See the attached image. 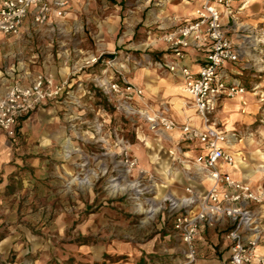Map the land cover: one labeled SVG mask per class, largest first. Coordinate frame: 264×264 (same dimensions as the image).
Segmentation results:
<instances>
[{
	"label": "rangeland",
	"instance_id": "374dc122",
	"mask_svg": "<svg viewBox=\"0 0 264 264\" xmlns=\"http://www.w3.org/2000/svg\"><path fill=\"white\" fill-rule=\"evenodd\" d=\"M68 2L65 26L53 35L56 45H48V21L26 39L23 57L0 62L6 77L0 91L11 81L4 71L20 62L32 74L59 64L66 68L59 78L70 84L67 100L35 108L6 144L10 157L0 171V240L9 236L6 242L13 245L0 244V264H195L187 262L162 202L182 196L183 187L193 182L194 165L184 161L181 145L165 144L140 114L126 113L98 86L100 79L124 78L141 87L144 79L136 81L141 72L168 74L159 67L156 46L161 32L178 19L167 8L172 0ZM238 6L234 19L225 22L229 35L246 49L231 65L247 89L246 106L240 104L241 116L233 124L243 139L240 158L251 172L264 168V0ZM142 14L151 17L150 25L133 22ZM118 16L119 30L112 25ZM97 55V63H85ZM235 103L223 99L219 105L225 111ZM150 104L142 96L137 107L171 116L167 106ZM223 117L216 119L226 123ZM129 183L133 189H120ZM151 208L157 211L150 216Z\"/></svg>",
	"mask_w": 264,
	"mask_h": 264
},
{
	"label": "built area",
	"instance_id": "2783aa9c",
	"mask_svg": "<svg viewBox=\"0 0 264 264\" xmlns=\"http://www.w3.org/2000/svg\"><path fill=\"white\" fill-rule=\"evenodd\" d=\"M194 19L163 32L159 41L165 43L169 58L159 61L183 81V89L201 121L178 122L164 110H140L143 90L122 78L100 79L98 86L113 97L130 115L140 114L155 136L167 138L176 131L181 142L197 141L202 152L194 159L192 179L208 182L205 192L194 186L185 187L181 197L166 196L163 205L172 218V228L184 247L190 263L196 260V237L202 226H225L230 242L228 264H264V253L257 251L264 238V186L252 188L248 181L236 179L220 171V165L231 167L236 158L231 145L240 141L235 131H225L216 119L215 111L223 99H238L246 106V87L236 78L229 80L227 65L235 64L246 54L243 45L229 35L225 19L233 20L236 4L246 0H199ZM67 0H0V33L17 35L24 18L30 13L35 24L48 23L49 14H66ZM234 29L233 31H235ZM207 43L205 61L198 71L185 62L187 49H198ZM100 55L92 56L86 64L97 63ZM106 64H113L111 59ZM67 80L54 82L52 77L36 75L28 84L18 82L8 86L0 95V134L13 137L18 119L36 107L50 101H65L70 96Z\"/></svg>",
	"mask_w": 264,
	"mask_h": 264
},
{
	"label": "crops",
	"instance_id": "0c3cea01",
	"mask_svg": "<svg viewBox=\"0 0 264 264\" xmlns=\"http://www.w3.org/2000/svg\"><path fill=\"white\" fill-rule=\"evenodd\" d=\"M199 4V0H172L167 8L171 14L178 15V19L171 25H169L168 28L164 29L163 32L170 31L177 25L192 21L194 19L193 11ZM238 5L236 6L238 7ZM70 6V3L68 2L65 7L66 12L67 10H69ZM62 19L64 20L65 16L57 15L54 11L49 14L48 21H50V24H48L49 27L45 29L49 30V32L52 33L48 34L50 37V42L48 45L50 46L56 45L58 43L57 39L54 38V32L57 31L58 34L59 30H63V27L65 25L64 23H62ZM121 22L122 20L118 16L117 19L112 20V25L116 24V26L114 27L115 29L119 30ZM133 22H142V24L144 25H150L152 19L149 15L144 17L142 14L134 17ZM41 26L42 25L35 24L32 21V16L29 13L22 22L19 34L3 35L0 33V62L12 56L15 58L17 57L18 59H20V57H23L22 49H24V43L26 39L32 35V32H36L35 30H38V27ZM163 32H161V34ZM165 46L166 45L164 42L158 41L156 48L158 50L157 54H159L158 57L160 61L169 58V53L168 51H166ZM206 53L207 43L198 49H187V57L185 59V62L190 65L194 71H198L200 65L205 61ZM58 65L59 64L50 66L45 65L44 70L39 69L35 71L34 74H32L31 71H29L28 67H24L23 65L21 66L20 62V65L16 67L12 66L8 68V71L4 72H6V74H8L9 78L11 79L9 85L15 82L28 84L35 77V75L51 76L53 77L54 82H59L61 81L59 75L63 72H66V68L60 66L58 67ZM231 65L226 66V70L229 73L228 81L235 80L234 76H236V73H233V70L231 69ZM165 70L168 74H165V76L161 77L157 76L154 71H144L139 73L138 77H140V79L138 78L136 81L144 79L141 83V87L144 88L143 101L145 103L152 102V104L150 105L153 108L167 106L170 109L172 118H174L178 122H191L196 126H200L201 121L197 116V113L192 104L191 106L188 105V107L185 106L187 103L186 99H191L183 89L182 79L178 76L173 75L167 69ZM0 83H6V77H4L1 68ZM3 92H5V89H2L0 91V94H2ZM236 102L237 103L230 105L229 108H226L225 111H222V105H219L215 111V116L219 117L220 114H223V118L227 119V125L222 120H219V122L221 123V128L225 131H235L233 121L238 120L241 116V114L237 112V109L240 107L241 103L239 100H236ZM153 103H155L156 105L153 106ZM41 106L42 105L38 107ZM244 109H246V107ZM32 111H30L29 113H31ZM23 117L18 119L16 129L23 121ZM14 139L15 135L13 137H8L4 134H0V171L6 163L7 159L10 157V153H8L7 151L8 147L6 144ZM164 140V143L167 145L171 143L181 145L182 151L180 153L185 157L184 161L192 166L194 165V159L202 152L200 143H198L197 141L181 142L178 139V133L176 131L170 133L167 138H164ZM242 142L243 139H240V141H236L231 145V151L234 152L236 158L235 164L231 167L220 165V171L227 173L233 178L248 181L252 188H259L261 186H264V168L251 169V172H248L245 161L240 158V148L242 147ZM192 181L195 182L194 179H192ZM193 182H191L190 184L198 188L202 192H205L209 185L206 181L201 183L197 181L195 183ZM3 186L4 185L0 183V191L3 190ZM184 187L182 195L184 194ZM261 209L264 210V204H262ZM225 234L226 227L223 225L215 227L207 225L202 226L196 237L197 259L195 264H228V258L230 255V242L228 239H226ZM8 237L9 236L4 235L0 240V244L6 242ZM12 245L13 244L11 242H6L4 249ZM15 245L17 246V244ZM257 251L260 253H264V238L261 239L259 245L257 246Z\"/></svg>",
	"mask_w": 264,
	"mask_h": 264
},
{
	"label": "bare ground",
	"instance_id": "6f19581e",
	"mask_svg": "<svg viewBox=\"0 0 264 264\" xmlns=\"http://www.w3.org/2000/svg\"><path fill=\"white\" fill-rule=\"evenodd\" d=\"M236 100H238V99H236ZM112 186H115L116 187V184L115 183H113L112 184ZM118 188H119V186H118ZM133 189L134 188V184L133 183H129V184H127V186L126 187H121L120 189ZM115 189V188H114ZM116 190V189H115ZM170 196H172V195H170ZM155 211H157V208H151V209H149L147 212L149 213V215L151 216L152 215V213H154Z\"/></svg>",
	"mask_w": 264,
	"mask_h": 264
}]
</instances>
